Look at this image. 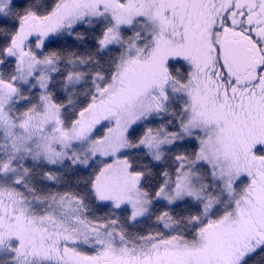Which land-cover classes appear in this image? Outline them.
<instances>
[{"label":"snow or ice","instance_id":"snow-or-ice-1","mask_svg":"<svg viewBox=\"0 0 264 264\" xmlns=\"http://www.w3.org/2000/svg\"><path fill=\"white\" fill-rule=\"evenodd\" d=\"M0 264H264V0H0Z\"/></svg>","mask_w":264,"mask_h":264}]
</instances>
